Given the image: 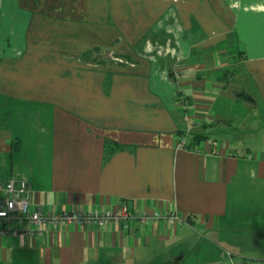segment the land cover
I'll return each instance as SVG.
<instances>
[{
  "label": "crops",
  "instance_id": "0c3cea01",
  "mask_svg": "<svg viewBox=\"0 0 264 264\" xmlns=\"http://www.w3.org/2000/svg\"><path fill=\"white\" fill-rule=\"evenodd\" d=\"M10 178L79 220L2 222L0 264H264V0H0Z\"/></svg>",
  "mask_w": 264,
  "mask_h": 264
},
{
  "label": "built area",
  "instance_id": "2783aa9c",
  "mask_svg": "<svg viewBox=\"0 0 264 264\" xmlns=\"http://www.w3.org/2000/svg\"><path fill=\"white\" fill-rule=\"evenodd\" d=\"M190 125L187 126L185 132L180 136L177 142V147H183L188 142L190 134ZM28 184L24 178H10L4 183H0V225L2 222H17L23 221L30 224H45L49 222H66L69 220H79L78 214L63 213H46L39 210H33L27 198ZM136 216L126 207L123 206L119 210L108 214H94L89 217L94 223L109 222L110 220L118 221L123 227H128L129 222ZM142 221H148L163 217L171 223L180 222L181 218L176 211H168L165 214L158 212L149 216L146 212H141L137 216Z\"/></svg>",
  "mask_w": 264,
  "mask_h": 264
},
{
  "label": "rangeland",
  "instance_id": "374dc122",
  "mask_svg": "<svg viewBox=\"0 0 264 264\" xmlns=\"http://www.w3.org/2000/svg\"><path fill=\"white\" fill-rule=\"evenodd\" d=\"M248 99H251L249 96H247ZM253 101V100H252ZM192 261L188 262V264L190 263L191 264Z\"/></svg>",
  "mask_w": 264,
  "mask_h": 264
}]
</instances>
